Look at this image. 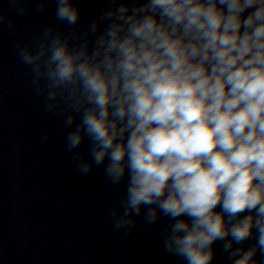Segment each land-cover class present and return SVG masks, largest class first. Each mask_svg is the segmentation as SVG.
Returning <instances> with one entry per match:
<instances>
[{"label":"clouds","instance_id":"clouds-1","mask_svg":"<svg viewBox=\"0 0 264 264\" xmlns=\"http://www.w3.org/2000/svg\"><path fill=\"white\" fill-rule=\"evenodd\" d=\"M9 3L21 16L55 3L64 27L34 24L16 48L71 129L74 167L126 180L112 230L167 218L164 251L185 264H212L217 242L231 264H264V0H105L86 25L80 0Z\"/></svg>","mask_w":264,"mask_h":264}]
</instances>
